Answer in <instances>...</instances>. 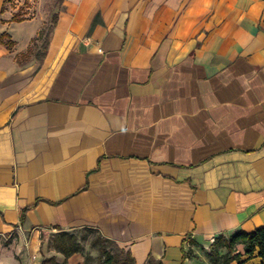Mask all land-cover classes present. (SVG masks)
I'll return each instance as SVG.
<instances>
[{
	"label": "crops",
	"instance_id": "obj_1",
	"mask_svg": "<svg viewBox=\"0 0 264 264\" xmlns=\"http://www.w3.org/2000/svg\"><path fill=\"white\" fill-rule=\"evenodd\" d=\"M8 4L0 243L92 229L134 264H196L264 227V0H62L42 58L47 15Z\"/></svg>",
	"mask_w": 264,
	"mask_h": 264
},
{
	"label": "rangeland",
	"instance_id": "obj_2",
	"mask_svg": "<svg viewBox=\"0 0 264 264\" xmlns=\"http://www.w3.org/2000/svg\"><path fill=\"white\" fill-rule=\"evenodd\" d=\"M7 8L13 15H47L44 35L53 14L61 9V0H9ZM101 241L92 229L15 234L0 243V264H104ZM104 247L119 257L113 244L105 242ZM205 251L194 253L196 264H209Z\"/></svg>",
	"mask_w": 264,
	"mask_h": 264
},
{
	"label": "trees",
	"instance_id": "obj_3",
	"mask_svg": "<svg viewBox=\"0 0 264 264\" xmlns=\"http://www.w3.org/2000/svg\"><path fill=\"white\" fill-rule=\"evenodd\" d=\"M62 3V0H61ZM58 12L54 13L51 18V24L47 30L46 36L41 45L42 52L36 55L37 58H42L45 54L49 43V36L52 32L54 25L57 21ZM12 21H20L18 14H14ZM7 45L10 47L11 42ZM101 238V237H100ZM101 246L99 252L103 258L104 264H134L133 260L123 250L116 247V252L119 257H116L113 253L109 252L105 247L104 243L107 242L101 238ZM109 243V242H108ZM190 245H197L194 240H190ZM238 246L243 247V254L248 256V259L252 258L256 253V257L260 259L259 264H264V227L255 228L254 230L247 232L244 230H237L233 234L225 236L223 234L215 237L209 244L205 251V255L208 259L209 264H230L234 261H239L241 253L238 252ZM187 258H192L194 253L192 249H188L186 252ZM147 264H157L153 259H149ZM242 264V263H239Z\"/></svg>",
	"mask_w": 264,
	"mask_h": 264
}]
</instances>
